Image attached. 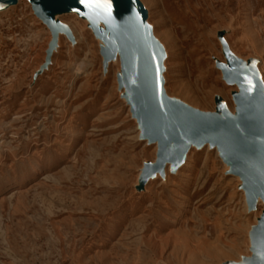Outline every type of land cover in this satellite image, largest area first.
<instances>
[{"label":"rangeland","instance_id":"1","mask_svg":"<svg viewBox=\"0 0 264 264\" xmlns=\"http://www.w3.org/2000/svg\"><path fill=\"white\" fill-rule=\"evenodd\" d=\"M136 2L164 53L168 100L202 114H215L220 100L236 113L239 89L218 68L226 65L223 40L264 86V0ZM31 8L20 0L0 11V264L252 257L250 233L264 203L248 204L232 163L204 146L191 148L185 170L141 175L158 148L140 133L119 59L102 54V31L59 14L72 38L55 40Z\"/></svg>","mask_w":264,"mask_h":264},{"label":"water","instance_id":"2","mask_svg":"<svg viewBox=\"0 0 264 264\" xmlns=\"http://www.w3.org/2000/svg\"><path fill=\"white\" fill-rule=\"evenodd\" d=\"M15 0H0V6ZM32 11L46 18L53 31L62 30L52 25L48 10H76L79 14L96 17L107 24L106 35L99 33L106 44L102 54L109 57L116 45L120 47L119 85L130 97L129 105L134 116L139 117L138 127L148 135V141L158 139L164 146L172 141L171 151H162L157 157L159 171L165 162L176 168L192 142L199 146L204 142L221 149L232 163V171L243 178L246 201L259 196L264 203V97L254 69L242 74V64L222 43L226 65H218L227 83H235L239 89L234 97L236 118L230 116L223 103L216 101L215 114H202L165 98L160 89V55L157 46L148 39L149 30L144 25V13L136 0H97L103 7L93 13L84 8L81 0H28ZM54 36V34L52 33ZM155 57V59H154ZM249 81L252 83L249 91ZM252 259L241 264H264V213L250 233ZM233 264V263H229Z\"/></svg>","mask_w":264,"mask_h":264},{"label":"bare ground","instance_id":"3","mask_svg":"<svg viewBox=\"0 0 264 264\" xmlns=\"http://www.w3.org/2000/svg\"><path fill=\"white\" fill-rule=\"evenodd\" d=\"M19 2H20V0H15L11 4L2 5V6H0V11H4L5 9H9V7H12V6L18 4ZM46 13L50 17V19L52 21V25H59L60 27H62V30H57L55 32L53 31V28L52 27L51 28L48 27L49 30H50V32L54 34L53 38H55V40L58 39V36L59 35H65V36H68V37H71L72 38L69 29L66 26H64V25L59 24L55 20V16L56 15L66 14V13H73L78 18L87 20L88 23H89V25L92 27L93 30L99 29L100 31H102V33L104 35H106V33H107V30H106L107 24L104 21H102V20H100V19H98L96 17H93V16H91V18H89L90 15H87L85 13L79 14L76 10H71V9H67V10H48V11H46ZM40 20H42L45 23H47L45 17L40 18ZM221 33L222 32H220V34ZM148 39L151 40V41H153L152 35H151V32L150 31H149V34H148ZM100 40H101V43H102L101 50L102 51H105L106 50V44H105V42L103 41L102 38ZM153 42L157 46V53L160 55V60H159V63H160V73H159V76L158 77H159V81H160V89L162 90L163 81H162L161 75H162V72H163L162 62L164 60V53L162 51V48L159 46V44H157L155 41H153ZM223 43L225 44V41L224 40H223ZM116 57L119 59V61L121 60V57H122L121 51H120V47L118 45L115 46L113 53L109 57L104 56V58L109 59V62L113 61ZM119 64H120V62H119ZM248 65H249V63H246L244 65L243 70L241 71L244 76H246L247 73H248ZM120 77H121V74H120ZM232 85H236V84L235 83H232ZM262 87H263L262 96L264 97V86H262ZM122 89L124 90L123 87H122ZM126 99L128 101H130V97L129 96H126ZM231 115L234 118L237 117L235 112H234V114H231ZM135 119H136L137 125H138L139 124V117L136 115L135 116ZM139 130H140V133H143L145 139L148 141V135L146 133H144V131L142 129L139 128ZM152 144H154L158 148L157 156H156V158L154 160V163L143 165V167H142V169L140 171V174L141 175H143L144 174V171H145V173L147 175V179H153L152 177L154 175H158L159 177H164V169H165L166 166H168V171L170 173H172V174L176 173L177 170L182 171V170L187 169V167H188V161H189V154H190L191 148L201 149V148H203L205 146L208 149H214L219 154L221 153V149L220 148H218L216 145H210L208 142H204L203 144H201L199 146H197V145H195L194 143L191 142L189 144L188 148L186 149V151L184 152L182 162L176 168H174V169L172 168V163L171 162H165L163 164L162 168L159 171H153L152 169H154L156 167V161H157L158 155H160L163 150L164 151H171L172 150L173 143H172V141L168 142L164 146V149L160 147L159 142H158V139H155L154 141H152ZM223 158L224 159H227V161L231 165V161L228 159V157L226 155H223ZM236 178H238L239 180H243V178L241 176H239V175H236ZM188 186H189V179L186 178L185 182L179 188L182 189V188L188 187ZM183 199H184V203H187L188 202V197L187 196H185ZM244 199L246 200L245 193H244ZM257 200L260 203H263V200L259 196H256L254 198V200L252 201L251 204H255L257 202ZM185 212H186V206L184 207V209L181 212V214H184ZM258 221H257V223H258ZM173 223H174V221L169 222V224H173ZM256 226H257V224H256ZM250 245H251V242H250ZM252 255H253V253H252ZM251 259H252V257H250L248 260H251ZM243 261H244V259H241V261L239 263H233V264H241V263H243ZM227 264H229V263H227Z\"/></svg>","mask_w":264,"mask_h":264},{"label":"snow or ice","instance_id":"4","mask_svg":"<svg viewBox=\"0 0 264 264\" xmlns=\"http://www.w3.org/2000/svg\"><path fill=\"white\" fill-rule=\"evenodd\" d=\"M81 3L84 8L89 10V13H93L97 9H100L103 7V5L98 3L97 0H81ZM89 18H91V16ZM251 88H252V83L251 81H249V91H251Z\"/></svg>","mask_w":264,"mask_h":264}]
</instances>
